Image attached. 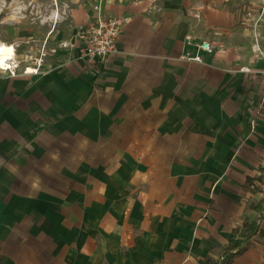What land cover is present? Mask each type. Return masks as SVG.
I'll list each match as a JSON object with an SVG mask.
<instances>
[{
  "label": "crops",
  "instance_id": "0c3cea01",
  "mask_svg": "<svg viewBox=\"0 0 264 264\" xmlns=\"http://www.w3.org/2000/svg\"><path fill=\"white\" fill-rule=\"evenodd\" d=\"M263 6L104 8L130 22L96 72L79 42L55 57L18 49V76L0 72V264L217 258L257 218L246 183L264 171ZM39 59L41 74L22 73ZM252 243L234 264H264V231Z\"/></svg>",
  "mask_w": 264,
  "mask_h": 264
},
{
  "label": "rangeland",
  "instance_id": "374dc122",
  "mask_svg": "<svg viewBox=\"0 0 264 264\" xmlns=\"http://www.w3.org/2000/svg\"><path fill=\"white\" fill-rule=\"evenodd\" d=\"M134 1L138 0H0V44L14 46L22 56L26 47L34 46L40 48L42 56L55 57L64 44L75 47L78 33L93 22L95 6L100 5L104 11ZM263 3L264 0H225L230 10L244 15L254 13L256 4ZM44 40L45 46L40 47ZM18 57L17 51L15 61L20 70L28 58L25 62Z\"/></svg>",
  "mask_w": 264,
  "mask_h": 264
},
{
  "label": "built area",
  "instance_id": "2783aa9c",
  "mask_svg": "<svg viewBox=\"0 0 264 264\" xmlns=\"http://www.w3.org/2000/svg\"><path fill=\"white\" fill-rule=\"evenodd\" d=\"M262 13L264 10L262 9ZM196 18L201 20L198 13ZM130 22L127 17L108 16L100 5L94 7L93 22L83 28L77 35L78 42L81 43L79 60L86 66L96 72L100 65L110 56L118 52V42L122 32ZM186 41L198 48V52L212 53L213 45L208 41L195 43L192 35L186 36ZM62 47L67 48L69 45L64 44ZM15 49V47H14ZM16 50L14 51V60L9 62L5 67L0 66V72L8 73L11 77L19 74V63L15 61ZM187 60L201 63L203 61L200 54L196 56H187ZM44 61L39 60L35 68H25L24 75H39ZM242 72H249V69L243 68Z\"/></svg>",
  "mask_w": 264,
  "mask_h": 264
},
{
  "label": "trees",
  "instance_id": "16d2710c",
  "mask_svg": "<svg viewBox=\"0 0 264 264\" xmlns=\"http://www.w3.org/2000/svg\"><path fill=\"white\" fill-rule=\"evenodd\" d=\"M246 191L254 195L255 200L248 201L247 211L257 213L254 221H245L243 225L234 229L235 238L232 239L217 258L207 256L200 260V264H234L235 260L253 247L252 239L263 234L264 231V171L257 177H249L246 183Z\"/></svg>",
  "mask_w": 264,
  "mask_h": 264
},
{
  "label": "bare ground",
  "instance_id": "6f19581e",
  "mask_svg": "<svg viewBox=\"0 0 264 264\" xmlns=\"http://www.w3.org/2000/svg\"><path fill=\"white\" fill-rule=\"evenodd\" d=\"M14 46L6 45L5 43L0 44V66L5 67L9 65V62L14 60Z\"/></svg>",
  "mask_w": 264,
  "mask_h": 264
}]
</instances>
